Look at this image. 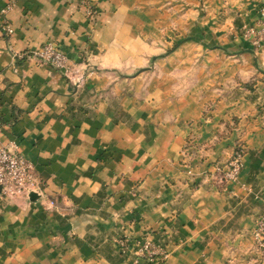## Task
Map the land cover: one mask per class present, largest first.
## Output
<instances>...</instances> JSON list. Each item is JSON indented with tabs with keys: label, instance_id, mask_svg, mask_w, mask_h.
I'll use <instances>...</instances> for the list:
<instances>
[{
	"label": "crops",
	"instance_id": "0c3cea01",
	"mask_svg": "<svg viewBox=\"0 0 264 264\" xmlns=\"http://www.w3.org/2000/svg\"><path fill=\"white\" fill-rule=\"evenodd\" d=\"M262 11L0 0V146L42 189L0 196V264H148L115 241L143 235L168 252L162 264H264ZM44 41L74 63L72 80L18 57ZM237 143L236 181L207 178Z\"/></svg>",
	"mask_w": 264,
	"mask_h": 264
},
{
	"label": "built area",
	"instance_id": "2783aa9c",
	"mask_svg": "<svg viewBox=\"0 0 264 264\" xmlns=\"http://www.w3.org/2000/svg\"><path fill=\"white\" fill-rule=\"evenodd\" d=\"M84 12L86 20L91 22L94 15L92 8L85 5ZM262 16L261 25L263 31L264 11H262ZM3 29L5 33L11 31L7 24H4ZM256 41L258 42V40ZM18 57L32 58L35 63L53 68L69 80L73 78L74 63L50 41H44L37 49L24 52ZM239 148L237 149L236 146L233 148L225 162L224 168L214 167L207 178L213 181L216 180L223 185L235 182L242 166V147L240 146ZM29 193H34L36 196H40L42 193L41 185L33 175L31 164L15 153L12 148L0 146V196L6 198L22 196L27 198ZM263 233L264 216H261L257 220L253 231V238L256 244H261ZM115 241L121 249L130 246L133 254L137 258H142L148 264H162L168 254L164 247L154 242L147 235L130 240L125 237H119Z\"/></svg>",
	"mask_w": 264,
	"mask_h": 264
},
{
	"label": "water",
	"instance_id": "95a60500",
	"mask_svg": "<svg viewBox=\"0 0 264 264\" xmlns=\"http://www.w3.org/2000/svg\"><path fill=\"white\" fill-rule=\"evenodd\" d=\"M28 198L29 199H35L36 198V195L34 193H29L28 194Z\"/></svg>",
	"mask_w": 264,
	"mask_h": 264
},
{
	"label": "trees",
	"instance_id": "16d2710c",
	"mask_svg": "<svg viewBox=\"0 0 264 264\" xmlns=\"http://www.w3.org/2000/svg\"><path fill=\"white\" fill-rule=\"evenodd\" d=\"M240 147V144L239 143H237V145H236V148L238 149ZM240 149V148H239Z\"/></svg>",
	"mask_w": 264,
	"mask_h": 264
},
{
	"label": "rangeland",
	"instance_id": "374dc122",
	"mask_svg": "<svg viewBox=\"0 0 264 264\" xmlns=\"http://www.w3.org/2000/svg\"><path fill=\"white\" fill-rule=\"evenodd\" d=\"M256 244V243H255Z\"/></svg>",
	"mask_w": 264,
	"mask_h": 264
}]
</instances>
